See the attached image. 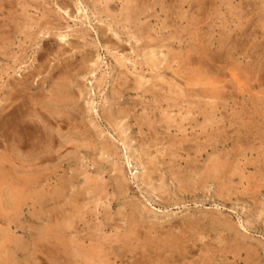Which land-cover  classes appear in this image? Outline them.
<instances>
[{
    "label": "rangeland",
    "instance_id": "374dc122",
    "mask_svg": "<svg viewBox=\"0 0 264 264\" xmlns=\"http://www.w3.org/2000/svg\"><path fill=\"white\" fill-rule=\"evenodd\" d=\"M203 1L0 0V264H264V0Z\"/></svg>",
    "mask_w": 264,
    "mask_h": 264
},
{
    "label": "bare ground",
    "instance_id": "6f19581e",
    "mask_svg": "<svg viewBox=\"0 0 264 264\" xmlns=\"http://www.w3.org/2000/svg\"><path fill=\"white\" fill-rule=\"evenodd\" d=\"M136 1H139V0H136ZM141 1H142V0H141ZM143 1H144V0H143ZM176 1H177V0H176ZM204 1H205V0H204ZM204 1H203V2H204ZM201 3H202V2H201ZM132 5H133V4H132ZM138 5H139V4H138ZM133 7H134V6H133ZM139 7H140V6H139ZM139 7H138V8H139ZM127 10L129 11V9H127ZM132 10H133V9H132ZM141 10H142V9H141ZM125 11H126V10H125ZM128 14H129V13H128ZM127 16H128V15H127ZM124 18H125V17H124ZM167 57H168V56H167ZM177 74H178V73H177ZM192 75H193V74H192ZM177 77H178V76H177ZM177 77H176V78H177ZM202 77H203V76H202ZM178 78H179V77H178ZM180 79H181V77H180ZM194 79H195V78H194ZM178 80H179V79H178ZM203 80H204V79H203ZM175 82H176V81H175ZM197 82H198V79H197ZM201 82H202V81H201ZM206 82H207V81H206ZM12 83H13V82H12ZM173 84H174V83H173ZM205 84H206V83H205ZM175 85H176V84H175ZM184 85H185V84H184ZM206 85L208 86V84H206ZM206 85H205V86H206ZM126 86H127V85H126ZM179 86H180V85H179ZM199 86H200V84H199ZM201 86H202V85H201ZM26 87H27V86H26ZM176 87H177V85H176ZM181 87H182V86H181ZM193 87H196V86H193ZM212 87H213V86H212ZM178 88H179V87H178ZM183 88H184V87H183ZM185 88H186V85H185ZM190 88H192L191 85H190ZM24 89H25V88H24ZM179 89H180V88H179ZM181 89H182V88H181ZM187 89H188V86H187L186 90H187ZM214 89H215V88H214ZM13 90H14V89H13ZM21 90H22V89H21ZM159 90H160V89H159ZM172 90H173V89H172ZM189 90H190V89H189ZM71 91H72V90H71ZM166 91H167V90H166ZM178 91H179V90H178ZM191 91H194V90L192 89ZM191 91H190V92H191ZM199 91H200V90H199ZM24 92H25V91H24ZM184 93H185V92H184ZM186 93H187V92H186ZM192 93H193V92H192ZM194 93H196V92H194ZM197 93H198V92H197ZM197 93H196V94H197ZM169 94H170V93H169ZM176 94H177V92H176ZM190 94H191V93H190ZM214 94H215V93H214ZM206 95H207V94H206ZM209 95H210V94H209ZM174 96H178V97H180V93H178L177 95H174ZM185 96H186V95H185ZM187 96H188V95H187ZM197 96H198V95H197ZM204 96H205V95H204ZM204 96H202V97H204ZM210 96H211V95H210ZM210 96H209V97H210ZM68 97H69V96H68ZM190 97H191V96H190ZM193 97H194V96H193ZM206 97H207V96H206ZM171 98H172V97H171ZM197 98H198L197 100H200V99L202 100V98H200V96L197 97ZM174 99H175V98H174ZM184 99H185V98H184ZM171 100H173V99H171ZM177 100H178V99H177ZM180 100H181V99H180ZM162 101H163V100H162ZM166 101H167V100H166ZM173 101H174V100H173ZM182 101H183V100H182ZM195 101H196V99H195ZM177 102H178V101H177ZM177 102H176V103H177ZM187 102H188V101H187ZM204 102H205V101H204ZM204 102H203V103H204ZM33 103H34V102H33ZM70 103H71V102H70ZM174 103H175V102H174ZM16 106H17V105H16ZM168 106H169V105H168ZM73 107H74V106H73ZM158 107H159V106H158ZM32 109H33V108H32ZM2 110H3V109H2ZM14 110H15V109H14ZM33 110H34V109H33ZM2 112H3V111H2ZM6 112H7V111H6ZM12 112H13V111H12ZM167 112H168V111H167ZM7 113H8V112H7ZM35 113H36V112H35ZM49 113H50V112H49ZM11 114H12V113H11ZM45 114H46V113H45ZM55 114H56V113H55ZM187 114H188V113H187ZM56 115H57V114H56ZM167 115H168V114H167ZM5 116H6V115H5ZM47 116H48V115H47ZM163 116H165V115H163ZM170 116H171V115H169V117H170ZM19 117H20V116H19ZM52 117H53V116H52ZM181 117H182V116H181ZM188 117H189V116H187V118H188ZM48 118H49V117H48ZM48 118H46V119L48 120ZM172 118H173V117H172ZM1 119H2V118H1ZM1 119H0V120H1ZM53 119H54V118H53ZM149 119H150V118H149ZM166 119H168V118H166ZM166 119H165V120H166ZM19 120H20V119H19ZM24 120H25V119H24ZM54 120H55V119H54ZM160 120H161V119H160ZM162 120H163V119H162ZM165 120H164V121H165ZM180 120H181V119H180ZM182 120H183V118H182ZM5 121H6V120H4V122H5ZM21 121H22V120H21ZM164 121H163V123H164ZM11 122H12V121H11ZM23 122H24V121H23ZM31 122H32V121H31ZM31 122H30V123H31ZM156 122H158V121H156ZM1 123H2V122H1ZM8 123H9V122H8ZM33 123H35V122H33ZM163 123H162V125H163ZM2 124H4V123H2ZM20 124H21V123H20ZM165 124H166V123H165ZM15 125H16V124H15ZM33 125H34V124H33ZM33 125L30 124V126H33ZM154 125H155V124H154ZM167 125H168V124H167ZM35 126H36V125H35ZM165 126H166V125H165ZM39 127H40V126H39ZM41 127H42V126H41ZM41 127H40V128H41ZM171 127H172V126H171ZM176 127H177V126H176ZM176 127H174V128H176ZM180 127H181V126H180ZM43 128H44V127H43ZM176 129H177V128H176ZM154 130H155V129H154ZM183 130H184V129H183ZM38 131H39V130H38ZM45 132H46V131H45ZM45 132H44V135H45ZM181 132H182V131H181ZM169 133H170V132H169ZM39 134H40V133H39ZM39 134H38V135H39ZM158 134H159V133H158ZM160 134H161V133H160ZM38 135H37V136H38ZM46 135H47V134H46ZM10 137H11V136H10ZM40 137H41V136H40ZM42 137H43V135H42ZM49 137H50V135H49ZM153 138H154V137H153ZM170 138H171V137H170ZM47 139H48V138H47ZM50 139H51V138H50ZM50 139H49V141H50ZM38 140H39V139H38ZM40 140L42 141L43 138H41ZM40 140H39V141H40ZM152 140H153V139H152ZM39 141H38V142H39ZM45 141H46V139H45ZM47 141H48V140H47ZM51 141H53V140H51ZM177 141H178V140H177ZM42 142H43V141H42ZM17 144H18V143H17ZM46 144H47V143H46ZM154 145H155V144H154ZM49 146H50V145H49ZM42 147H43V146H42ZM44 147H45V146H44ZM39 148H41V147H39ZM144 148H145V147H144ZM45 149H46V148H45ZM148 149H149V148H148ZM169 149H170V148H169ZM41 150H43V149H41ZM153 151H154V150H153ZM46 152H47V151H46ZM44 153H45V151H44ZM44 153H43V154H44ZM170 153H171V152H170ZM40 154H41V152H40ZM173 155H174V154H173ZM155 156H156V155H155ZM151 159H152V158H151ZM155 159H156V158H155ZM154 165H155V164H154ZM214 165H215V164H214ZM218 166H219V165H218ZM131 167H132V166H131ZM155 168H156V167H155ZM217 168H218V167H217ZM217 168H216V169H217ZM149 169H151V168L149 167ZM156 169H157V168H156ZM130 171H131V170H130ZM218 171H219V170H218ZM152 172H153V171H152ZM134 174H135V173H134ZM132 175H133V174H132ZM150 175H151V174H150ZM133 176H134V175H133ZM177 176H178V175H177ZM136 177H137V176H136ZM26 181H27V180H26ZM36 181H37V180H36ZM33 182H34V181H33ZM57 189H58V188H57ZM60 189H61V188H60ZM52 191H53V190H52ZM57 191H58V190H57ZM62 192H63V191H62ZM85 192H86V191H85ZM91 192H92V191H91ZM60 193H61V192H60ZM52 194H53V193H52ZM54 194H55V193H54ZM58 194H59V193H58ZM84 195H85V194H84ZM57 196H58V195H57ZM55 198L58 199V197H55ZM85 199H86V198H85ZM85 205H86V204H85ZM132 206H133V205H132ZM73 207H74V206H73ZM145 207H146V206H145ZM145 207H144V208H145ZM77 208H78V207H77ZM133 208H134V207H133ZM134 209H135V208H134ZM148 209H149V208H148ZM79 210H80V209H79ZM138 212H139V211H138ZM153 212H154V211H153ZM130 213H131V212H130ZM70 214H71V213H70ZM66 216H67V215H66ZM75 217H76V216H75ZM63 218H66V217H63ZM63 218L61 217V219H63ZM61 219H60V220H61ZM68 221H69V220H68ZM58 222H59V221H58ZM105 223H106V222H105ZM55 224L57 225V221H56ZM65 224H66V223H65ZM56 225L54 226L55 228H57ZM66 225H67V224H66ZM66 225H65V226H66ZM161 225H163V224H161ZM136 226H137V225H136ZM58 227H59V226H58ZM70 227H71V226H70ZM113 227H114V226H113ZM162 227H163V226H162ZM77 228H78V227H77ZM103 228H104V227H103ZM163 228H164V227H163ZM66 229H67V228H66ZM138 229H139V228H138ZM63 230H64V229H63ZM70 230H71V229H70ZM57 231H58V228H57ZM59 231H60V230H59ZM59 231H58V232H59ZM90 231H91V230H90ZM76 232H77V231H76ZM133 232H135V231H133ZM155 232H156V231H155ZM160 232H161V231H160ZM60 233L62 234L61 231L59 232V235H61ZM169 233H171V232H169ZM189 233H190V232H189ZM156 234H157V233H156ZM177 234H178V233H177ZM180 234H182V233H180ZM90 235H91V234H90ZM94 235H95V234H94ZM171 235H172V234H171ZM187 235H188V234H187ZM96 236H97V235H96ZM133 236H134V235H133ZM135 236H136V235H135ZM183 236H184V235H183ZM189 236H190V235H189ZM189 236H188V237H189ZM136 237H137V236H136ZM53 238H54V237H53ZM83 238H84V237H83ZM44 239H45V238H44ZM65 239H66V238H65ZM171 239H172V238H171ZM186 239H187V238H186ZM51 240H52V238H51ZM56 240H57V239H56ZM67 240H68V239H67ZM72 240H73V239H72ZM96 240H97V239H96ZM175 240H177V239H175ZM54 241H55V239H54ZM69 241H70V240H69ZM166 241H167V240H166ZM65 242H66V241H65ZM67 243H68V242H67ZM94 243H96V242H94ZM146 243H147V242H146ZM146 243H145V244H146ZM170 243H171V242H170ZM170 243H169V244H170ZM147 244H148V243H147ZM147 244H146V245H147ZM3 245H4V244H3ZM48 245H49V244H48ZM63 245H64V243H63ZM63 245H62V246H63ZM68 245H69V244H68ZM73 245H74V244H73ZM92 245H93V244H92ZM172 245H173V243L171 244V246H172ZM52 246H53V245H52ZM64 246H66V244H65ZM90 246H91V245H90ZM95 246L97 247V245H95ZM95 246H94V247H95ZM167 246H168V245H167ZM48 247H49V246H48ZM54 247H55V246H54ZM60 247H61V244H60ZM74 247H75V246H74ZM79 247H80V246H79ZM98 247H99V246H98ZM98 247H97V248H98ZM145 247H146V246H145ZM2 248H3V247H2ZM52 248H53V247H52ZM155 248H156V246H155ZM170 248H171V247H170ZM173 248H174V245H173ZM179 248H180V247H179ZM71 249H72V248H71ZM80 249H81V247H80ZM98 249H99V248H98ZM176 249H177V248H176ZM185 249H186V248H185ZM15 250H16V249H15ZM66 250H67V249H66ZM91 250H92V249H91ZM96 250H97V249H96ZM178 250H179V249H178ZM183 250H184V249H183ZM46 251H47V250H46ZM49 251H50V250H49ZM52 251H53V250H52ZM106 251H107V250H106ZM50 252H51V251H50ZM63 252H66V251H63ZM63 252H62V253H63ZM104 252H105V251H104ZM164 252H165V251H164ZM170 252H171V250H170ZM172 252H173V251H172ZM47 253H48V252H47ZM82 253H84V252H82ZM7 254H8V253H7ZM71 254H72V253H71ZM73 254H74V253H73ZM166 254H168V253H166ZM1 255H2V254H1ZM67 255H68V254H67ZM106 255H107V254H106ZM65 256H66V255H65ZM186 256H187V255H186ZM66 257H68V256H66ZM76 257H77V256H76ZM69 258H70V257H69ZM71 258H72V257H71ZM83 258H84V256H83ZM55 259H56V257H55ZM91 259H92V258H91ZM172 259H173V258H172ZM87 260H88V258L86 259V261H87ZM97 260H98V259H97ZM103 260H104V259H103ZM170 260H171V259H170ZM72 261H73V260H72ZM62 262H63V261H62ZM75 262H76V261H75ZM104 262H105V261H104ZM52 263H55V262H52ZM60 263H61V262H60ZM76 263H77V262H76ZM125 263H126V262H125ZM73 264H75V263H73Z\"/></svg>",
    "mask_w": 264,
    "mask_h": 264
}]
</instances>
